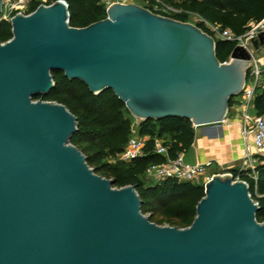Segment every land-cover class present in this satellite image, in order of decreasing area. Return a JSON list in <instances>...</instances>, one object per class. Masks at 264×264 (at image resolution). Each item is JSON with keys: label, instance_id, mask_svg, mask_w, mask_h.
<instances>
[{"label": "water", "instance_id": "1", "mask_svg": "<svg viewBox=\"0 0 264 264\" xmlns=\"http://www.w3.org/2000/svg\"><path fill=\"white\" fill-rule=\"evenodd\" d=\"M106 15L73 28L60 0L15 15L12 39L0 43V264H264V224L246 182L215 175L190 227L158 226L135 187L114 188L71 144L76 117L34 100L55 88L57 71L94 95L112 91L138 122H225L248 80L246 49L224 64L215 38L191 23L137 4ZM252 46L264 48V33ZM182 161L197 165L193 146Z\"/></svg>", "mask_w": 264, "mask_h": 264}, {"label": "trees", "instance_id": "2", "mask_svg": "<svg viewBox=\"0 0 264 264\" xmlns=\"http://www.w3.org/2000/svg\"><path fill=\"white\" fill-rule=\"evenodd\" d=\"M60 0H49L55 3ZM68 5L69 25L73 28H86L106 19L103 0H62ZM141 7L153 11L150 0H142ZM165 4L180 11L169 16L183 23H191L210 34L205 21L211 25L230 29L237 35H243L250 22L264 19V0H162ZM38 7L35 4L32 11ZM195 22H191V19ZM1 19V17H0ZM10 21H0V43L12 39ZM216 40V56L221 63L227 62L236 47L233 43ZM55 88L45 97L34 98L35 101L57 103L76 117L77 134L71 144L86 157L88 166L95 174L112 181L114 188L135 187L141 199V212L149 220L162 226L186 229L196 217L198 203L205 197L203 185L175 180H165L155 184H146L147 170L152 165L175 160L185 154L195 139L194 127L185 119L168 118L161 121L149 120L139 122L137 133L149 138L143 156L132 162L118 160L124 153L133 136L134 122L124 103L112 91L101 95L92 94L87 86L79 80H69L63 72L51 73ZM250 72L248 73V79ZM257 88L253 99L255 116L264 115V90ZM235 98L231 100L230 110ZM229 110V111H230ZM161 140L168 148L167 157L155 153V141ZM258 158V157H256ZM250 170L232 171L234 180L238 178L248 184L250 194L259 205L256 220L264 224V159L258 158L256 165L257 181L250 176Z\"/></svg>", "mask_w": 264, "mask_h": 264}, {"label": "built area", "instance_id": "3", "mask_svg": "<svg viewBox=\"0 0 264 264\" xmlns=\"http://www.w3.org/2000/svg\"><path fill=\"white\" fill-rule=\"evenodd\" d=\"M133 1L134 0H103V3L107 11V9L113 4L128 5L134 4ZM150 1L152 2L153 9L151 12L154 14L163 17H169L171 15L180 13V11L165 4L162 0ZM3 2L4 8L1 17L5 21H10L17 14L24 16L31 15L35 11H32V7L35 4H37L38 7L50 6L53 4H51L49 0H3ZM201 21L205 24L212 37L223 42L233 43L235 46H240L246 49L253 56V59L250 63V78L247 80L242 94L235 100H238V106L242 112V135L245 142L244 166L240 172L250 170L251 173L249 176L256 182V165L258 162L256 157L264 159V115L253 116L251 114L253 99L259 86V80L262 74L255 58V51L252 46V41L257 39L261 33H264V19L260 22H250L247 25L246 31L243 35H237L230 29H223L220 26L211 25L203 20ZM230 61L231 57L227 62H224V64H228ZM148 140L149 138L147 137L139 136L138 133H136L134 127L133 136L130 138L124 153L120 155L119 161L129 163L139 157H142ZM154 151L160 156L167 157L168 155V148L161 140L155 141ZM183 156L184 154H180L175 160H169L159 165H152L147 170V176L154 179L156 182L170 179L178 182H187L197 185L204 182L205 185L215 175H232L231 172H224L222 174L218 173L212 176H207L209 172L208 169H212L213 167V162L197 164L194 167H190L183 164ZM235 181L241 180L238 178Z\"/></svg>", "mask_w": 264, "mask_h": 264}, {"label": "crops", "instance_id": "4", "mask_svg": "<svg viewBox=\"0 0 264 264\" xmlns=\"http://www.w3.org/2000/svg\"><path fill=\"white\" fill-rule=\"evenodd\" d=\"M257 63L262 73L258 86L261 92L264 90V54L260 60H257ZM251 114L255 116L253 106ZM194 132L195 139L192 146L196 151L197 164L213 162V167L208 172L209 176L240 171L243 168L245 142L242 135V112L238 106V100H234L223 124L194 128Z\"/></svg>", "mask_w": 264, "mask_h": 264}, {"label": "rangeland", "instance_id": "5", "mask_svg": "<svg viewBox=\"0 0 264 264\" xmlns=\"http://www.w3.org/2000/svg\"><path fill=\"white\" fill-rule=\"evenodd\" d=\"M133 3H134V4H137V5H139V6L144 5V3H143L142 0H134ZM1 20H4V19L1 17L0 21H1ZM190 21H191V22H195V20H194L193 18H192ZM263 54H264V49L261 50L260 52H257V53L255 52V58H256V60H260V58L263 56ZM138 123H139V122L135 120V122H134V126H135V131H136V133H137V126H138ZM256 160L258 161V158H256ZM117 161H119V158H118V160H111L110 162H111V163H114V162H117ZM208 171H211V169H208ZM207 176H209V174H208ZM155 183H156V181H155L154 179H152V178H150V177L147 176V178H146V184H147V185L155 184ZM199 185H203V186H205V185H204V182H203V183H200ZM146 217H148V215H146ZM166 226H168V225H167V224H164V225H162L161 227H166Z\"/></svg>", "mask_w": 264, "mask_h": 264}]
</instances>
